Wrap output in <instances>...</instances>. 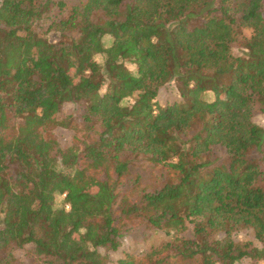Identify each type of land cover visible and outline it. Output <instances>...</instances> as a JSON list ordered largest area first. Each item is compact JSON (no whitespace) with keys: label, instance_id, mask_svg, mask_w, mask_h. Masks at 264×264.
<instances>
[{"label":"trees","instance_id":"obj_1","mask_svg":"<svg viewBox=\"0 0 264 264\" xmlns=\"http://www.w3.org/2000/svg\"><path fill=\"white\" fill-rule=\"evenodd\" d=\"M256 115L264 0H0V264H109L140 227L169 239L117 264H264Z\"/></svg>","mask_w":264,"mask_h":264},{"label":"rangeland","instance_id":"obj_2","mask_svg":"<svg viewBox=\"0 0 264 264\" xmlns=\"http://www.w3.org/2000/svg\"><path fill=\"white\" fill-rule=\"evenodd\" d=\"M33 29L40 35L44 36L46 40L51 43H56L61 40V35L57 32H46L42 31L39 24L33 26ZM250 32H247L246 35L249 36ZM243 49L236 48L233 50L235 55L241 54ZM127 67L133 69V67L127 64ZM204 100H213L214 95L211 92H206L202 95ZM160 106L171 105L173 103H179L182 101L180 95L177 90V85L175 81L168 82L163 87L159 89L158 95L155 100ZM73 109L72 105H65L63 107L62 113L60 116H63L65 113L71 112ZM254 121L259 125H264V116L263 115H256L254 117ZM60 146L66 147L70 144L72 133L63 128H57L55 131ZM81 138L84 141H88L86 135H81ZM217 156L221 155V152L216 153ZM148 175V174H147ZM146 175V176H147ZM63 205L62 197H57L55 200V207L60 208ZM67 209V207H65ZM194 221V219H191ZM172 233H176L181 240H194V233H193V224L189 222L187 219H183L182 223L178 228L172 231ZM169 237L165 236L164 233L156 231L151 232L143 227L136 228L130 231L122 240L120 248L115 252L109 253L110 263L109 264H117V261L124 257L126 253H134V254H141L146 252L151 246L160 245L164 241L168 240ZM234 240L239 241H251L252 243L256 244L253 240V234L251 230H243L239 233L234 235ZM30 246H26L24 250L17 251L15 253L16 257H18L24 264H26L25 260V250L28 249Z\"/></svg>","mask_w":264,"mask_h":264}]
</instances>
